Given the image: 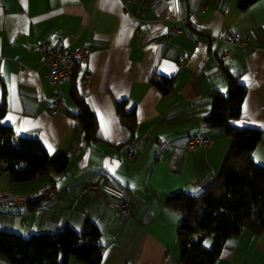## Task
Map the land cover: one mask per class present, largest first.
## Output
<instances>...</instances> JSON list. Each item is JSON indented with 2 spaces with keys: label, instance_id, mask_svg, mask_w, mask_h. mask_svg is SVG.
<instances>
[{
  "label": "crops",
  "instance_id": "0c3cea01",
  "mask_svg": "<svg viewBox=\"0 0 264 264\" xmlns=\"http://www.w3.org/2000/svg\"><path fill=\"white\" fill-rule=\"evenodd\" d=\"M229 31L249 38L252 48L230 44L224 38ZM166 33L171 38L163 40ZM54 39L90 46L76 84L97 117L91 143L83 139L79 108L69 95L71 78L51 84L42 55L33 50L34 43ZM225 50L231 55L220 58ZM226 74L247 87L235 124L263 129L252 157L264 165V0L243 10L236 0H0L4 121L15 139L35 135L49 154L69 158L63 173L25 182L0 169V230L24 237L66 226L80 231L90 217L101 230L100 264H182L180 216L165 202L176 191L199 194L221 168L230 138L205 118L212 92L227 91ZM158 76L172 79L170 91L151 83ZM55 92L63 103L51 114ZM123 101L137 120L131 141L117 113ZM195 134L211 138L210 146L188 151L187 138ZM51 178L55 190L29 208L27 201ZM92 182L97 192L84 194L81 188ZM123 200L129 202L127 218L117 210ZM0 264L9 263L0 255ZM68 264L85 263L70 256ZM214 264H264V232L243 229Z\"/></svg>",
  "mask_w": 264,
  "mask_h": 264
},
{
  "label": "trees",
  "instance_id": "16d2710c",
  "mask_svg": "<svg viewBox=\"0 0 264 264\" xmlns=\"http://www.w3.org/2000/svg\"><path fill=\"white\" fill-rule=\"evenodd\" d=\"M256 0H236L243 10ZM81 63L74 65L69 95L79 108L76 117L83 139L97 140L98 121L76 84ZM227 91L212 92L211 110L205 122L223 128L230 138L229 149L220 170L205 189L197 195L184 191L171 193L166 205L180 216L177 240L182 264H214L227 241L248 229L253 235L264 232V165L257 163L252 152L261 140L263 129L235 124L241 116V105L247 90L238 76L226 74ZM171 78L158 76L151 83L163 93L171 90ZM117 104V113L123 126L130 132L131 141L137 128L134 109L126 112L124 104ZM6 108L0 104V169L11 180L25 182L44 174L63 173L69 163L64 152L48 153L39 138L32 134L14 137L12 125L4 121ZM90 184V183H89ZM54 178L37 197L27 201L34 209L55 190ZM213 235L212 245L205 240ZM101 230L87 217L77 231L64 227L57 231H43L22 236L0 230V255L9 264H68L70 256L85 264H100L103 245Z\"/></svg>",
  "mask_w": 264,
  "mask_h": 264
},
{
  "label": "built area",
  "instance_id": "2783aa9c",
  "mask_svg": "<svg viewBox=\"0 0 264 264\" xmlns=\"http://www.w3.org/2000/svg\"><path fill=\"white\" fill-rule=\"evenodd\" d=\"M184 22L191 25L187 19H185ZM172 30L176 31L178 28L173 26ZM162 38L163 40L170 39L171 35L170 33H166L162 36ZM224 38L230 44L238 45L245 50L252 48L249 38L241 36L233 31L227 32ZM33 50L42 55L43 65L46 68V77L51 84L56 85L71 78L74 65L76 63L87 64L90 46L71 47L61 39H54L51 41L47 40L34 43ZM230 55L231 52L229 50H225L222 54H220L219 57L228 58ZM90 77L91 72L86 68L83 78L84 80H89ZM62 103V96L58 92H55L51 96V114H57ZM211 142L212 140L208 136L195 134L187 138L186 149L190 151L197 146L208 147L210 146ZM127 155L132 159L137 158L135 151H129ZM97 189V183L92 182L90 184L84 185L81 188V191L86 195H94L97 192ZM117 210L123 218H127L129 215V202L126 200L121 201Z\"/></svg>",
  "mask_w": 264,
  "mask_h": 264
},
{
  "label": "rangeland",
  "instance_id": "374dc122",
  "mask_svg": "<svg viewBox=\"0 0 264 264\" xmlns=\"http://www.w3.org/2000/svg\"><path fill=\"white\" fill-rule=\"evenodd\" d=\"M66 97H68V96H66ZM211 139V138H210ZM212 241H213V235H209L207 238H206V240H205V245L207 246V247H210L211 245H212Z\"/></svg>",
  "mask_w": 264,
  "mask_h": 264
}]
</instances>
